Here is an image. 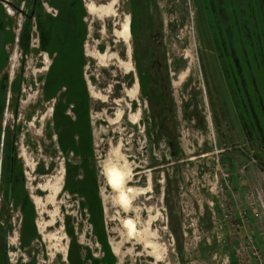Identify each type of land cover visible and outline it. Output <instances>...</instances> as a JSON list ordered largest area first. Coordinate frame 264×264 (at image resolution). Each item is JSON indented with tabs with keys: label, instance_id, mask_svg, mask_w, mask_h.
Here are the masks:
<instances>
[{
	"label": "rangeland",
	"instance_id": "1",
	"mask_svg": "<svg viewBox=\"0 0 264 264\" xmlns=\"http://www.w3.org/2000/svg\"><path fill=\"white\" fill-rule=\"evenodd\" d=\"M138 1L133 7L131 0H83L82 73L90 97L93 165L113 264H240L234 254L247 232L253 230L264 252V172L259 171L260 162L251 148L248 150L238 122L219 117L224 83L219 59L221 54L230 58L229 52L224 56L218 47L223 38L219 28L222 22L229 28L228 15L222 11L219 19L218 0ZM244 1L239 4L237 0L232 29L226 35L223 30L222 36H227L237 58L243 47L238 34L247 18L250 58L242 62L244 76L236 91H261L264 0ZM27 3L0 0V87L5 75L8 81L0 125L1 130L8 128L9 137L12 129L16 135L14 146L24 189L34 206L36 236L28 245L22 244L23 214L19 205L6 201L0 182V226L7 230L4 264H70V248L74 254L79 252L84 264H94L89 257L101 259L105 251L92 231L86 206L81 205L84 197L64 186L66 164L77 159L72 152L64 154L56 140L52 114L57 97L48 101L43 96V79L54 54L41 48L35 18L28 52H22L25 14L33 7ZM90 4L96 7L93 13L87 10ZM36 6L46 14L58 12L49 0H38ZM226 7L229 12V0ZM127 22L129 32L125 34ZM10 34L13 41L7 39ZM147 58L157 65L164 96L173 98L175 104L184 154L178 161L170 155L165 138H156L148 97L140 85L136 63L139 60L146 67ZM241 61L237 59L239 66ZM165 73L169 74L168 87ZM15 79L19 91L14 94L11 83ZM228 108L227 113L234 111ZM194 111L200 124L203 116L206 125L198 127ZM67 112L73 115L71 110ZM230 140L237 143L231 147ZM2 148L3 132L0 163ZM7 161L4 157L5 173ZM111 167L126 174L124 186L115 190L106 177ZM19 184L17 181L16 186ZM121 191L130 197L126 205L120 199ZM243 209L251 211L244 223ZM127 221L133 223V231ZM180 228L182 255L172 231ZM0 234L2 238L3 232ZM108 256L111 262L112 256Z\"/></svg>",
	"mask_w": 264,
	"mask_h": 264
},
{
	"label": "trees",
	"instance_id": "2",
	"mask_svg": "<svg viewBox=\"0 0 264 264\" xmlns=\"http://www.w3.org/2000/svg\"><path fill=\"white\" fill-rule=\"evenodd\" d=\"M27 1V4H33V7H31L30 11L25 14V22L20 37L22 38L23 35L22 52L23 54L28 52L32 19L35 18L37 29L40 34L41 48L45 49L50 55L54 54L53 61L43 79V96L45 100L48 101L57 97L52 114L54 130L57 135L56 140L60 150L64 154L72 152L74 157L79 158L77 162H68L66 164V180L64 186L72 193L79 194L84 197L85 200L82 201L81 205L83 207L86 206L89 213L88 220L92 225V231L95 232L98 241L101 243L103 250L105 251L104 256L101 259L91 258L87 254H85V257H89L94 264H113L114 256L111 254L107 244L102 217L103 212L98 196L97 179L95 177V168L93 165L94 154L92 127L89 117L90 97L82 73V68L85 64L83 43L86 34V28L83 22L85 14L84 3L83 0H57V3L54 2V0H49L51 4L57 6L58 10L56 15H50L44 13L41 10V6H36L38 0ZM238 1L240 4V0ZM135 2L136 4L139 3L138 0ZM64 14L68 15V19L63 16ZM243 19L245 23L243 24L241 30H239L238 34L240 36V44H242L243 47L242 52L237 57L238 60H242L240 66H237L238 71L240 69L239 74L241 77L244 76V73H241L242 66H245L242 62L246 63V60L250 58L247 51V44L249 42L247 40V35L250 27L248 25L247 18ZM243 19L240 20L243 21ZM13 36V34H10L7 39L13 41ZM136 64L139 73L140 85L143 89V93L148 97L151 110L150 115L155 121L154 130L156 138L160 136L164 137L172 158L177 161L181 160L180 158L184 154L179 142L177 117L175 113L176 110L174 109L175 104L173 98L168 99L164 96L165 90L161 85V80L159 84L161 75L159 71H157V65L154 63V60L149 58L148 65L146 67L141 64L139 60ZM151 67L153 70H151ZM165 71H167V67L165 68ZM168 75L166 74L167 77ZM144 79H148L149 81L145 82ZM7 82V75H5L0 87L1 109L6 96ZM16 82L17 80L15 79L11 83V92L14 94L19 91L18 83L16 84ZM237 82H234V85L237 84ZM169 83L170 81L168 77L166 79L167 87L170 85ZM231 85L233 86V82H231ZM62 88H64L63 91ZM254 91H257V89H254ZM169 94L171 95L170 92H168L167 95ZM68 108L71 109L73 115L66 113ZM186 112L184 111V113ZM193 115L197 120L198 127L202 124L206 125L205 118L203 116L202 124H200L201 118L196 115V111L193 112ZM8 145L9 144L5 143V151L8 156V161L6 163L8 167L6 173L3 172L2 176L3 181L6 183V201L8 203L12 201L13 205L20 206V210L23 214L21 232V239H23L22 244L28 245L30 240L36 236L33 222L34 206L24 189L22 168L18 165L16 153H14V147L12 144ZM11 151L13 153V177L10 182ZM17 181L20 182L18 187L16 186ZM172 226L174 227L173 224H171V227ZM172 231L175 233L178 240V252L182 255L181 252L183 245L181 241H179V238H183L181 228L180 231L178 229L179 232L175 229ZM1 232H3V235L1 238L0 234V242H2V245L0 244V264H4V260L7 259L5 245L7 232L6 228L5 230H2V227L0 226V233ZM74 245L75 244L73 242V246ZM109 254L112 256L111 262H109ZM68 260L70 264H84V259L81 258L79 252L74 254L73 248H70L69 250ZM231 261L234 262L235 259L231 258Z\"/></svg>",
	"mask_w": 264,
	"mask_h": 264
},
{
	"label": "flooded vegetation",
	"instance_id": "3",
	"mask_svg": "<svg viewBox=\"0 0 264 264\" xmlns=\"http://www.w3.org/2000/svg\"><path fill=\"white\" fill-rule=\"evenodd\" d=\"M136 0H131V2L133 3V7H134V2ZM219 1V6L217 9V14L219 15V19H221V13L222 11L225 12V16L228 15V19H229V28L227 29L226 25L222 22L220 25V44H218V47L221 49V52L223 53L224 56H226L229 52L230 58L226 59L225 57L222 56L221 54V58L220 60V67H221V71H220V79L222 78L224 83L221 85V92L222 94L220 95V106H221V111L219 114L220 118H224L225 121L226 119H231L234 121H237L241 131L244 132L245 137H246V144L248 147V150L250 149V152L252 155H256V157L259 160V171L264 172V90L262 91H243L241 90L240 92H237L236 88L237 85H234V82L240 83L241 85V76L239 74L238 71V62H237V58H236V53L233 54L232 51V45L229 43L228 45V41H227V36H222V34L224 32H222L223 30L226 32L228 30L232 29V18L235 15V12L237 10V0H229V12H227V7H226V0H218ZM138 13V9H136V14ZM128 23V22H127ZM129 26V25H128ZM154 27V26H153ZM264 30V29H263ZM226 33H224V35H226ZM221 40L225 41V43L221 42ZM228 46H229V50H228ZM5 53V52H4ZM233 55H235L233 57ZM238 71V72H237ZM237 72V73H236ZM236 73V75H235ZM221 79V80H222ZM234 80V81H233ZM231 82H233V86L231 85ZM226 83V85H225ZM223 85L226 88L227 95H225V89L223 88ZM238 86L241 87V86ZM224 92V93H223ZM1 101V100H0ZM5 102H6V96L4 99V104L2 109L0 108V124H1V119H2V115L1 112H3V109L5 107ZM72 106V105H71ZM231 106V108H233V112L227 113V108ZM228 108V109H231ZM69 110H71L70 108H68ZM68 111V110H67ZM67 114H70L69 112H66ZM225 113V114H224ZM90 117V116H89ZM91 123V121H90ZM92 127V126H91ZM8 129V128H7ZM5 127L1 130V125H0V133L3 132V157H2V161L0 163V182L3 183V187L6 188V186H4V182H3V160L4 157H8L5 151V143L9 144V145H13L14 147V153H16V147L14 146V136H16L14 134V130L12 129V133L11 136L9 137V131L7 130ZM232 129V128H231ZM11 138V140H10ZM231 144V147H233V145L235 143H237V141L235 140H230L229 141ZM225 144V143H224ZM256 149V151H255ZM16 157H17V153H16ZM77 160L74 162H77L79 160V158L75 157ZM253 161L256 162V160L254 159ZM10 182L12 181V177H13V153L11 151V159H10ZM4 191V190H3Z\"/></svg>",
	"mask_w": 264,
	"mask_h": 264
},
{
	"label": "built area",
	"instance_id": "4",
	"mask_svg": "<svg viewBox=\"0 0 264 264\" xmlns=\"http://www.w3.org/2000/svg\"><path fill=\"white\" fill-rule=\"evenodd\" d=\"M249 212L251 211L243 209L240 213L242 223L245 222L246 214L249 215ZM250 216L253 217V214ZM240 224L241 223L239 222L238 225ZM251 224L253 225L252 222ZM253 228L255 229L256 227L254 226ZM234 256L240 264H264V252L260 249L258 240L254 235L253 230L250 233H246L244 241L238 244Z\"/></svg>",
	"mask_w": 264,
	"mask_h": 264
},
{
	"label": "bare ground",
	"instance_id": "5",
	"mask_svg": "<svg viewBox=\"0 0 264 264\" xmlns=\"http://www.w3.org/2000/svg\"><path fill=\"white\" fill-rule=\"evenodd\" d=\"M98 9V8H97ZM87 10L90 13L95 12L96 7L93 4H90L87 6ZM124 33L128 34L129 32V26L128 23H125L124 25ZM106 177H107V182L108 184L114 189V188H121L124 186V182H125V177L126 174L123 170L117 168V167H111L108 169V171L106 172ZM115 190V189H114ZM131 190V189H129ZM132 197V196H131ZM130 198V197H129ZM129 198L128 195L126 194L125 191H121L120 194V199L123 203L128 204L129 202ZM120 201V200H119ZM122 205V203H121ZM124 205V204H123ZM127 223L129 224V228L131 231L134 230V225L131 221H127Z\"/></svg>",
	"mask_w": 264,
	"mask_h": 264
}]
</instances>
